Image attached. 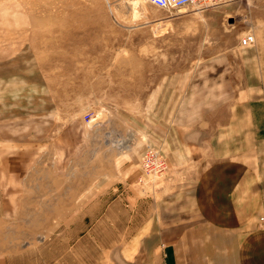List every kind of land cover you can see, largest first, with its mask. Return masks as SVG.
<instances>
[{"label": "rangeland", "instance_id": "obj_1", "mask_svg": "<svg viewBox=\"0 0 264 264\" xmlns=\"http://www.w3.org/2000/svg\"><path fill=\"white\" fill-rule=\"evenodd\" d=\"M248 33L256 42L243 46ZM257 58L264 72V0L174 12L145 0H0V264H119L106 251L153 215L166 184L188 182L157 143L163 124L184 118L182 99L200 93L207 63L228 61L243 92ZM263 81L255 111L210 114L241 122L225 127L222 157L190 162L209 182L245 184L250 169L263 171L249 141L264 142ZM150 148L163 157L157 175L143 164ZM129 151L141 152L139 176L118 182L110 176ZM95 182L97 199L74 198V183Z\"/></svg>", "mask_w": 264, "mask_h": 264}, {"label": "crops", "instance_id": "obj_2", "mask_svg": "<svg viewBox=\"0 0 264 264\" xmlns=\"http://www.w3.org/2000/svg\"><path fill=\"white\" fill-rule=\"evenodd\" d=\"M258 58L248 66L251 82L243 92L240 86L231 83L233 77H228L227 68L222 69L228 61L218 59L207 63L201 72V79L208 78L207 82L199 84L200 93L194 91L189 97L185 95L181 102L184 105L179 110L184 118L177 120L175 113L172 121L163 124L168 131L159 135L157 142L166 153L172 172H181L188 182L166 184L159 191L153 215L145 217L131 232L121 235V243L112 244L106 255L118 257L119 264H264V163L262 172L250 169L253 179L245 184L209 182L207 171L190 167L193 160L222 157L231 149L230 138L223 133L227 124L232 127L236 120H227V123L222 119L214 123L210 114L222 112L227 107L234 118L242 105L251 111L261 105L254 103L260 87L258 81L264 80ZM225 83L230 87L233 84L231 89H226ZM242 96L248 98V103L246 99L241 103ZM240 122L235 124L240 126ZM249 124L256 127L257 121L250 119ZM180 127L187 130L177 131ZM216 127L223 129L216 135L203 133L206 128ZM192 129L197 131L193 133ZM249 141L255 143L254 153L259 152L264 160V142L258 150L257 137L254 135ZM140 153L127 152L124 166L110 177L114 176L116 181L129 178L135 182L139 176ZM183 164L186 167H179ZM257 176H263L259 182ZM99 188L102 186L96 183L82 191L74 183V198L95 200L98 191H102Z\"/></svg>", "mask_w": 264, "mask_h": 264}, {"label": "built area", "instance_id": "obj_3", "mask_svg": "<svg viewBox=\"0 0 264 264\" xmlns=\"http://www.w3.org/2000/svg\"><path fill=\"white\" fill-rule=\"evenodd\" d=\"M148 3L163 9L168 12L182 11L186 7L208 8L227 3L236 2L239 0H145ZM256 42V36L253 33H248L242 38L243 46H250ZM143 164L148 169L153 166L156 169V175L163 168V157L159 150L150 148L145 155ZM264 219V218H263Z\"/></svg>", "mask_w": 264, "mask_h": 264}]
</instances>
